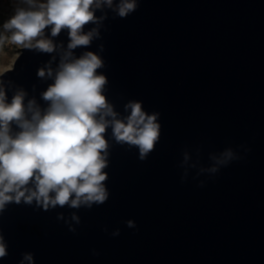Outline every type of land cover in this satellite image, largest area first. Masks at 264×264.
Listing matches in <instances>:
<instances>
[{"label":"water","instance_id":"obj_1","mask_svg":"<svg viewBox=\"0 0 264 264\" xmlns=\"http://www.w3.org/2000/svg\"><path fill=\"white\" fill-rule=\"evenodd\" d=\"M125 2L94 0L88 45L69 48V29L48 26L38 39L54 50L18 48L0 74L4 102L22 95L32 121L62 64L100 59L107 197L45 208L27 200L34 177L19 202L6 193L0 264H264V0H134L122 17ZM137 103L159 125L143 158L114 134ZM21 131L9 123L10 137Z\"/></svg>","mask_w":264,"mask_h":264},{"label":"clouds","instance_id":"obj_2","mask_svg":"<svg viewBox=\"0 0 264 264\" xmlns=\"http://www.w3.org/2000/svg\"><path fill=\"white\" fill-rule=\"evenodd\" d=\"M26 3L27 9L17 8L15 15L4 24V28L11 31L13 44L53 51L51 41L38 39L48 26L53 36L62 28L69 29V48L89 44L91 34L81 35L80 30L94 19L90 11L94 0H47L38 6L34 0H26ZM134 9V0L125 2L119 15L123 17ZM100 66V59L91 52L73 63L62 64L55 83L43 94L44 99L51 101L49 110L43 117L36 112L32 121L24 118L22 95L6 104L4 92L0 90V208L12 199L6 195L9 192L15 191L19 202L24 196L20 188L33 177L37 190L27 200L42 198L45 208L49 203L63 206L72 193L76 197L71 201L74 207L81 199L99 203L106 200L102 186L106 176L101 171L105 167L101 157V151L106 148L102 135L105 125L95 119L100 109L106 107L100 94L105 78L95 75ZM38 75L43 77L45 71L39 70ZM155 120V116H146L141 111L140 104H133L128 123L116 121L114 134L119 141L137 145L143 158L153 149L159 136ZM12 121L23 129L14 139L8 135ZM52 191L56 192L55 198L49 196ZM6 254L0 241V258Z\"/></svg>","mask_w":264,"mask_h":264},{"label":"rangeland","instance_id":"obj_3","mask_svg":"<svg viewBox=\"0 0 264 264\" xmlns=\"http://www.w3.org/2000/svg\"><path fill=\"white\" fill-rule=\"evenodd\" d=\"M46 2L47 0H34L37 6ZM28 7L26 0H0V40L3 41L0 43V74L13 67L12 63L21 52L18 48H22L11 42V31L6 30L4 24L15 15L17 8L27 9Z\"/></svg>","mask_w":264,"mask_h":264}]
</instances>
